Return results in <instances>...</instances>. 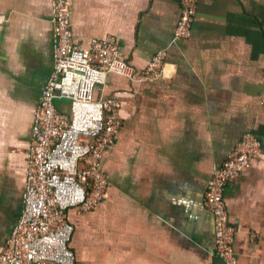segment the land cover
I'll return each mask as SVG.
<instances>
[{
  "label": "crops",
  "instance_id": "1",
  "mask_svg": "<svg viewBox=\"0 0 264 264\" xmlns=\"http://www.w3.org/2000/svg\"><path fill=\"white\" fill-rule=\"evenodd\" d=\"M74 41L114 35L142 72L160 50L165 78L110 74L124 124L102 168L94 210L72 209L76 264H221L207 182L246 133L262 155L224 198L238 264H264V0H196L192 35L176 40L179 0H70ZM52 0H0V255L24 210L34 112L53 70ZM71 112L67 99H57ZM86 142L90 139L85 138Z\"/></svg>",
  "mask_w": 264,
  "mask_h": 264
},
{
  "label": "built area",
  "instance_id": "2",
  "mask_svg": "<svg viewBox=\"0 0 264 264\" xmlns=\"http://www.w3.org/2000/svg\"><path fill=\"white\" fill-rule=\"evenodd\" d=\"M179 2L181 15L174 37L184 40L192 35L197 5L196 0ZM71 11L70 0H52L53 70L34 112L24 210L0 264H76L70 247L75 227L69 212L94 210L106 199L110 182L102 162L124 124L118 95L96 99V90L110 74L140 80L166 77L165 50L139 72L121 57L114 35L93 38L87 47L76 43ZM57 99L70 100V114L58 107ZM261 155L260 138L246 133L207 182L204 204L213 216L215 255L221 264H238L226 187Z\"/></svg>",
  "mask_w": 264,
  "mask_h": 264
},
{
  "label": "rangeland",
  "instance_id": "3",
  "mask_svg": "<svg viewBox=\"0 0 264 264\" xmlns=\"http://www.w3.org/2000/svg\"><path fill=\"white\" fill-rule=\"evenodd\" d=\"M66 110H67V112H68L69 114L71 113L69 109H66Z\"/></svg>",
  "mask_w": 264,
  "mask_h": 264
}]
</instances>
